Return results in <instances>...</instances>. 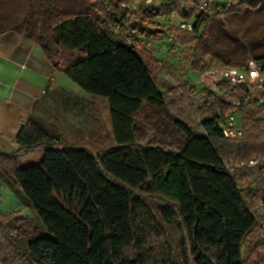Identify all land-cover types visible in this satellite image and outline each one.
Returning <instances> with one entry per match:
<instances>
[{
  "label": "trees",
  "instance_id": "trees-1",
  "mask_svg": "<svg viewBox=\"0 0 264 264\" xmlns=\"http://www.w3.org/2000/svg\"><path fill=\"white\" fill-rule=\"evenodd\" d=\"M161 1L193 22L194 33L179 38L190 70L264 67V0H227L212 15L196 0ZM72 2L0 0V39L13 33L34 44L92 96L56 87L34 103L16 146L23 155L52 147L40 164L21 168L19 154L0 152V178L22 190L50 234L32 240L29 218L0 211V264H152L136 221L148 196L177 238L175 259L162 264H264V161L224 166L264 159L261 108H242V140L225 139L215 106L188 105L187 84L159 78L161 62L113 31L98 0ZM155 16L144 13L138 26L148 38L158 33ZM95 97L109 107L110 128ZM192 115L207 116L194 126ZM151 126L157 139L142 143Z\"/></svg>",
  "mask_w": 264,
  "mask_h": 264
},
{
  "label": "built area",
  "instance_id": "built-area-1",
  "mask_svg": "<svg viewBox=\"0 0 264 264\" xmlns=\"http://www.w3.org/2000/svg\"><path fill=\"white\" fill-rule=\"evenodd\" d=\"M103 9L108 12L110 25L113 31L122 33L127 44L155 55V47L167 45L170 41V50L180 45L179 38L185 34L194 33L193 22L172 10L165 12L169 4L164 6L161 0H98ZM197 10L201 13L214 14L213 6L218 0H196ZM155 12V29L153 37L144 36L138 29L144 13ZM221 12V10H219ZM2 58L0 51V60ZM24 68V66H23ZM195 77H187L184 96L188 103L196 108L215 106L213 118L215 126L225 139L242 140L244 129L241 122L242 108L259 107V114L264 130V67L257 61L250 60L237 69L211 68L197 71ZM182 97V93L178 95ZM222 100L223 103H220ZM227 106V110L224 109ZM201 121L199 118L198 123ZM264 159L230 160L224 166L228 171L242 170L243 168L257 167ZM260 224L264 228V204L257 208Z\"/></svg>",
  "mask_w": 264,
  "mask_h": 264
},
{
  "label": "crops",
  "instance_id": "crops-1",
  "mask_svg": "<svg viewBox=\"0 0 264 264\" xmlns=\"http://www.w3.org/2000/svg\"><path fill=\"white\" fill-rule=\"evenodd\" d=\"M36 48L34 44L14 34H6L0 39V152L19 154L21 168L40 164L46 152L52 149L44 147L28 155L19 153L18 148L15 149L17 132L28 120L34 103L42 98L46 91L61 87L90 100V97L66 80V75L54 69L42 50L38 51ZM57 74H62V77L59 78ZM187 75L191 77V73ZM3 185L0 183V189L4 188Z\"/></svg>",
  "mask_w": 264,
  "mask_h": 264
},
{
  "label": "rangeland",
  "instance_id": "rangeland-1",
  "mask_svg": "<svg viewBox=\"0 0 264 264\" xmlns=\"http://www.w3.org/2000/svg\"><path fill=\"white\" fill-rule=\"evenodd\" d=\"M65 1L66 4L68 5H72L73 3L72 0H65ZM230 1L231 0H229V2ZM226 2L227 0H218L219 4H223ZM14 36L17 35L14 34ZM178 42H180V40ZM170 45L171 43L169 41L167 42V45L162 44L155 47V57L157 58V60L161 62L159 64L158 77L160 78L163 76L167 80L172 79V83H175V81L176 82L179 81L178 83L182 84L184 79H188L187 78L188 73H191V77L196 76V74L192 73V70H190L189 67V56H187V54L190 48L186 45L185 46L181 45L180 42L179 44L180 46L177 49L170 50L169 48ZM36 49L38 51L42 50L38 47ZM201 70L204 69H200V71ZM57 75L59 78L62 77V74H57ZM65 78L67 81H69V83L71 82V84H73L75 88H77L80 92H82L87 97H90L91 100L92 96L90 94L84 92L71 79L69 80L67 76H65ZM170 95H172V93H170ZM184 99L186 98L184 97ZM94 100L97 103L98 107H100L102 116H104V120L106 121V124L110 127L111 117L109 116V107L107 103L101 97L99 98L95 97ZM142 114L148 117L152 115L150 114V110H145ZM175 115L176 117H181L179 114L177 115L175 113ZM206 116L207 115H201L199 117H196V115H192L189 118H187L186 121L188 120L191 122V125L196 126L198 124L199 118L202 119L203 117ZM260 117L263 118V116L258 115V118ZM260 123L262 124L263 122L260 120ZM155 130L156 129L151 126V129L148 132L144 130L143 132L140 131L138 138L142 139V143H148V142L154 143V140L157 139ZM195 130H197V127H195ZM104 143L106 144L107 141ZM15 149H17L16 144H15ZM0 183H2V185L4 184L3 185L4 188L0 189V211L3 214L19 213L29 218L31 224L30 229H32L33 232L31 238L32 240L34 238H39V237L48 238V236H50L49 231H46L45 227L42 225L33 206L30 204L28 197L22 192V190L16 188H13V190L10 189L9 186L6 184L5 180L2 178H0ZM146 200H147L146 201L147 206L143 207L140 211L136 213L137 214L136 221L138 228H141L146 235L145 246L147 248V255H149L151 258L150 263L162 264L163 262H169L171 260H174L178 250L176 234L169 227L165 225V223L162 221V219L159 217L158 213L156 212L157 203H159L160 200L151 196L146 197Z\"/></svg>",
  "mask_w": 264,
  "mask_h": 264
}]
</instances>
